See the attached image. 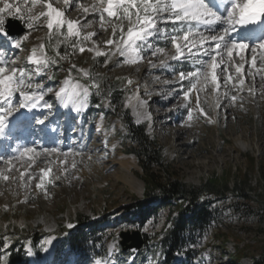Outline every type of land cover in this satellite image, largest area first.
Wrapping results in <instances>:
<instances>
[{
	"label": "rangeland",
	"instance_id": "374dc122",
	"mask_svg": "<svg viewBox=\"0 0 264 264\" xmlns=\"http://www.w3.org/2000/svg\"><path fill=\"white\" fill-rule=\"evenodd\" d=\"M230 1L213 9L191 0L201 12L190 14L178 0H135L137 9L125 0H0V130L7 115L23 111L32 128L40 122L54 133L40 139L20 125L0 153V234L46 233L37 252L26 246L28 264H51L57 248H68L63 235L54 236L62 228L66 236L82 229L89 241L99 238L97 247L108 254L74 260L71 253L67 264H113L122 232L152 236L169 226L158 200L143 227L125 221L136 210L134 198L143 200L145 182L125 138L124 110L161 147L162 180L200 185L217 176L230 188L240 179L248 183L249 198L227 193L213 202V222L191 245L198 257L193 264H226L234 243L216 233L250 246L239 264L259 255L264 182L251 158L264 170V35L233 70L237 49L231 51L230 40L216 42L221 29L207 28L209 19H233L242 0ZM8 19L25 31H9ZM59 44L65 53L50 55L48 47ZM114 81L127 87L117 108L100 87ZM92 97L106 99L104 108H90ZM128 171L142 182L138 190L125 182Z\"/></svg>",
	"mask_w": 264,
	"mask_h": 264
},
{
	"label": "trees",
	"instance_id": "16d2710c",
	"mask_svg": "<svg viewBox=\"0 0 264 264\" xmlns=\"http://www.w3.org/2000/svg\"><path fill=\"white\" fill-rule=\"evenodd\" d=\"M134 1L125 0V4L136 8ZM48 48L49 51H52L50 55L54 54L53 51L65 53L63 44H59L57 50H54L51 46ZM54 76L57 78V74H54ZM90 79L91 77L88 76L85 81L89 83ZM100 87L101 94H103L104 98L110 100L111 107H121L127 89L125 85L114 81L110 82L108 86ZM98 97L100 98V95ZM104 101L106 99L101 102L92 97L90 108L95 110L100 107L104 108ZM122 113L125 123V138L132 146L130 151L138 160L145 182L143 200L134 198L136 210L130 214V217L124 216L125 221L137 228L143 227L149 218V214L152 210L154 211L153 206H151L152 203L158 200L159 205L166 207V222L169 223V226L163 225L160 235L155 233L152 236H148L142 233L144 245L135 252L130 250L123 251L122 247L118 245L116 264H145L148 261V254H150V259H152L149 262L150 264H174L177 263L179 255H183L192 262L198 259L194 254L196 249L191 247L194 244L193 241L204 236L215 218L216 209L212 207L213 202L224 198L227 193L240 199L249 198L246 194L248 183L245 179H240L230 188L227 178H219L217 176L208 178L200 185L187 183L179 178L168 177L162 180L161 176L158 175V172L161 169L163 170L161 147L157 142L149 138L145 124H137L126 110ZM251 161L254 164V168L257 171L259 170L261 180L264 182V170L262 167L260 168L255 158L252 157ZM257 206L258 209H264V192L258 199ZM173 214L174 216H172ZM65 232L66 230L62 228L54 234L55 238H60L63 235L64 243L68 244L67 249L64 248L65 244H63L55 250L52 256L54 264L61 256L67 259L72 252L77 253V257L73 258L75 260L90 258L91 255L106 257L107 248L104 247L102 250L100 246L97 247L100 243L99 238L91 237L89 241L86 237L87 232L82 229L78 230L77 235L66 236ZM45 235L44 231L38 229L25 233L5 232L0 234V264H28L29 258L26 246L29 245L33 252H37V246H39L41 238ZM216 238L231 240L234 243V252L229 254L230 258L226 264H239L241 252L245 247H250L241 245L242 243L239 239L226 234L216 233ZM88 243L91 246L86 248ZM132 255L134 257L130 260ZM103 263L105 264V262ZM250 264H264V248H261L257 257L251 259Z\"/></svg>",
	"mask_w": 264,
	"mask_h": 264
},
{
	"label": "bare ground",
	"instance_id": "6f19581e",
	"mask_svg": "<svg viewBox=\"0 0 264 264\" xmlns=\"http://www.w3.org/2000/svg\"><path fill=\"white\" fill-rule=\"evenodd\" d=\"M77 1V0H75ZM191 0L187 1V0H178V3L183 5V9L185 11H187L188 13H192V14H198L199 11L197 8H196V5L195 3H191L190 2ZM228 1V2H227ZM250 0H242L241 4L238 6V4L234 5L233 6V11L232 12V18H230L229 16V19L227 20V22H224L223 20H221L220 18H214V20H207V28L211 29V30H214L216 28H219L221 30V33L218 35L217 40L216 42H221V43H226L228 42V40H230L232 43L230 44V49L232 51V49H237V56H236V61H237V65H234L232 66V69H236V68H240L241 65H240V60H242V53L248 51V50H252V52L254 51L253 45L256 44V42L254 41H257L259 38L262 39L263 35H264V32L259 35V37H257L256 39L254 38H251V39H244L242 37V35L239 33V28H238V20L240 18V16H242L243 14L251 11V10H261V11H264V0H255L253 5L252 6H248V3H249ZM187 2V3H186ZM189 2V3H188ZM231 1L230 0H215L213 2L212 5H215V4H218L219 7L222 9V7L225 5V4H228L230 3ZM197 3L200 4L202 7L204 8H210L209 4L207 1L205 0H197ZM196 3V4H197ZM65 10H66V7H64ZM115 8V7H114ZM113 10V9H112ZM81 12V9L79 10ZM220 11V10H219ZM215 15V14H214ZM218 16V15H217ZM224 19V18H223ZM62 20V19H61ZM60 20V21H61ZM258 42V41H257ZM255 43V44H253ZM227 44V43H226ZM253 44V45H252ZM18 49V48H17ZM229 50V49H228ZM255 52V51H254ZM230 53V52H229ZM229 55V54H228ZM244 55V54H243ZM228 57V56H227ZM243 61V60H242ZM226 65L224 67V70L227 68V60L225 61ZM241 69V68H240ZM209 72V71H208ZM228 72V71H227ZM213 76V72L210 74ZM258 77V76H257ZM1 106V105H0ZM27 106V105H26ZM2 107V106H1ZM23 109V108H22ZM19 112L16 117L21 118L22 117H28L29 114L28 113H25L23 111H17ZM141 112V110H140ZM140 112L138 113H134L135 116H137L138 118H141V116H139ZM3 123L7 126V129H5L3 132L1 131L0 132V138L3 139L4 138V135L2 134H6L8 135L12 130H11V127L15 126L14 122L12 123H9L7 125V121H3ZM19 127V126H18ZM6 128V127H5ZM4 129V128H3ZM176 136V135H174ZM238 146L242 149V150H246L247 147H248V144H246L243 140H240L238 142ZM125 182L133 189V190H138V187L140 185H142V182L140 180H138V178L135 176V174L133 172H126L123 176Z\"/></svg>",
	"mask_w": 264,
	"mask_h": 264
},
{
	"label": "water",
	"instance_id": "95a60500",
	"mask_svg": "<svg viewBox=\"0 0 264 264\" xmlns=\"http://www.w3.org/2000/svg\"><path fill=\"white\" fill-rule=\"evenodd\" d=\"M14 26L17 27V31L15 32L16 34H22L24 32V28H22L19 23L14 20L12 21L11 19L8 20V25L7 27L12 30ZM120 245L123 247V250H138L140 249L143 244H144V239L142 236V233L138 230H133L130 232H122L120 235Z\"/></svg>",
	"mask_w": 264,
	"mask_h": 264
}]
</instances>
